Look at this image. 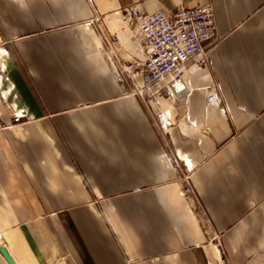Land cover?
<instances>
[{
	"label": "crops",
	"instance_id": "0c3cea01",
	"mask_svg": "<svg viewBox=\"0 0 264 264\" xmlns=\"http://www.w3.org/2000/svg\"><path fill=\"white\" fill-rule=\"evenodd\" d=\"M130 5L213 10L165 130L117 72ZM0 236L14 264H264V0H0Z\"/></svg>",
	"mask_w": 264,
	"mask_h": 264
},
{
	"label": "built area",
	"instance_id": "2783aa9c",
	"mask_svg": "<svg viewBox=\"0 0 264 264\" xmlns=\"http://www.w3.org/2000/svg\"><path fill=\"white\" fill-rule=\"evenodd\" d=\"M130 21H136V26L130 27ZM121 22L132 39L142 46L146 58L139 62L115 60L117 72L129 86L131 95L137 97L148 110L150 104L157 110L156 114L151 112L161 129L165 130L168 122L159 110V100L162 97H172L177 101L186 89L179 76L173 74L174 71L190 60L194 61L197 70H203L210 65L206 45L215 37L212 7L196 6L174 9L169 14L161 11L148 14L130 5L124 11ZM110 45L113 52L118 54L121 45L116 35L110 36ZM197 55H200L199 59H196ZM135 76L144 78V86L136 84ZM153 83H161L162 87L151 92L150 86ZM216 91V87L210 88L206 95L207 103L217 100ZM24 116L23 112H14L13 119L18 122ZM163 130H159L160 136L164 134ZM176 165L179 168L180 181L184 184V194L193 195L188 173L180 169L178 163Z\"/></svg>",
	"mask_w": 264,
	"mask_h": 264
},
{
	"label": "water",
	"instance_id": "95a60500",
	"mask_svg": "<svg viewBox=\"0 0 264 264\" xmlns=\"http://www.w3.org/2000/svg\"><path fill=\"white\" fill-rule=\"evenodd\" d=\"M0 255L2 256V258L5 260L7 264H14L3 246L0 247Z\"/></svg>",
	"mask_w": 264,
	"mask_h": 264
},
{
	"label": "rangeland",
	"instance_id": "374dc122",
	"mask_svg": "<svg viewBox=\"0 0 264 264\" xmlns=\"http://www.w3.org/2000/svg\"><path fill=\"white\" fill-rule=\"evenodd\" d=\"M3 243L2 239H1V236H0V245Z\"/></svg>",
	"mask_w": 264,
	"mask_h": 264
}]
</instances>
